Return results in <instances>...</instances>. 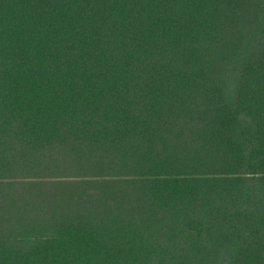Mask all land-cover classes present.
Returning <instances> with one entry per match:
<instances>
[{"label":"trees","instance_id":"16d2710c","mask_svg":"<svg viewBox=\"0 0 264 264\" xmlns=\"http://www.w3.org/2000/svg\"><path fill=\"white\" fill-rule=\"evenodd\" d=\"M0 264H264V0H0Z\"/></svg>","mask_w":264,"mask_h":264}]
</instances>
